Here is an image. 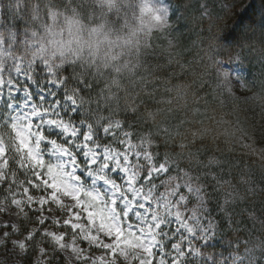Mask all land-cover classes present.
<instances>
[{"label":"snow or ice","instance_id":"snow-or-ice-1","mask_svg":"<svg viewBox=\"0 0 264 264\" xmlns=\"http://www.w3.org/2000/svg\"><path fill=\"white\" fill-rule=\"evenodd\" d=\"M158 3L170 12L167 0ZM201 12L212 19L207 4ZM218 47L210 42L204 54L213 83L230 94L234 82L216 59ZM236 57L245 59L243 51ZM39 70L44 75L37 79L36 71L17 66L14 76L0 79V96L6 92L0 133H8L7 140L0 135V213L9 217L0 223V245L28 253L39 238L35 264H61L67 252L71 264H126V257L133 264H221L224 255L207 250L217 246L212 241L228 209L218 202L213 209L207 197L223 179L215 173L224 164L190 151L203 136L192 110L185 108L182 119L162 117L150 99L123 110L104 107L93 101V86L67 67L62 74ZM235 84L246 86L239 78ZM84 97L91 115L82 111ZM123 241L138 247L129 250ZM233 243L223 264H253L240 253L245 246Z\"/></svg>","mask_w":264,"mask_h":264},{"label":"trees","instance_id":"trees-1","mask_svg":"<svg viewBox=\"0 0 264 264\" xmlns=\"http://www.w3.org/2000/svg\"><path fill=\"white\" fill-rule=\"evenodd\" d=\"M47 1L50 4L48 9L54 12L48 13L47 9L42 13L37 7L32 14L36 5L28 0H1L0 36L4 38L5 46L9 47L12 55L23 52L22 39L28 41L34 36L42 38L48 24L42 22V18L49 19L53 16L57 29L62 27L69 16H80L91 23L96 15L92 0ZM167 2L170 4V28L164 34L154 36L150 47L143 50L141 67L134 77L121 76L114 83L116 77L110 70H105L86 57L63 58L59 72L62 74V70L67 67L77 80H87L93 86V101L97 98L100 102L101 98L108 100L101 102L104 107L111 103L113 108L123 110L150 99L154 102L153 111L162 117L170 115L181 119L184 118L185 108L191 109L196 116L195 126L203 133L202 137L197 138L195 147L190 149L193 155L199 152L205 162L213 156L221 160L226 169L225 178L230 183L238 179L245 182L259 179L264 182V0ZM204 4H207L208 12L212 14L211 20L202 16ZM14 31L18 32L16 43L8 39L9 34ZM210 42L219 45L216 49L220 53L216 56L218 61L239 70L246 77L248 92L228 94L216 87L213 83L211 59L205 63V59L210 57L204 54V50ZM239 51L244 53L243 61L236 57ZM23 56L24 59L27 58L24 53ZM4 58H0L2 72L6 69L9 71L8 65L10 63L11 68L12 64V61ZM39 68H42L41 64L30 68L36 71L37 79L44 74ZM94 74L97 76L94 77ZM119 87H123V91H118ZM83 99L82 111L85 115H91L87 97ZM91 107L95 108L94 102ZM1 135L5 140L8 139L7 132H2ZM197 162L193 161L194 164ZM215 175L219 173L216 172ZM207 199L215 209L220 197L214 190ZM217 212L214 211L213 214ZM24 223L27 224V221ZM219 223L221 227L212 241L213 244H218L209 247L207 252L217 256L223 254L221 264L229 254V245L235 247L233 242L236 239L245 246L240 248L241 254L249 253L251 243L264 246V190L242 205L228 208ZM28 227L32 225L28 224ZM40 246L38 238L36 245L30 247L23 257L25 264H33V257ZM226 249L229 251H225ZM252 261L253 264H264V255L255 254ZM61 264H67L66 260Z\"/></svg>","mask_w":264,"mask_h":264},{"label":"clouds","instance_id":"clouds-1","mask_svg":"<svg viewBox=\"0 0 264 264\" xmlns=\"http://www.w3.org/2000/svg\"><path fill=\"white\" fill-rule=\"evenodd\" d=\"M96 15L91 23L69 16L61 28L49 32L37 45L36 55L51 58H87L110 70L118 82L134 77L141 54L154 36L170 28V12L158 0H92Z\"/></svg>","mask_w":264,"mask_h":264},{"label":"rangeland","instance_id":"rangeland-1","mask_svg":"<svg viewBox=\"0 0 264 264\" xmlns=\"http://www.w3.org/2000/svg\"><path fill=\"white\" fill-rule=\"evenodd\" d=\"M28 2L36 5L33 7L32 14H34L33 11L37 7H39L40 11L42 13H44V12H46L48 7L50 6L49 1H47V0H28ZM0 3H1V0H0ZM0 9H1V4H0ZM50 12H54V10L48 9V13H50ZM30 19H28V20L32 21V17H30ZM43 21H45L46 23L48 22V24H46V26H45L47 28H46L45 32H43L42 38L34 36V37H32V39L30 41L25 42L24 50H25V52L29 58V61L24 59L25 56H23V53L18 54V55H12L9 47L2 46V42L0 40V56L5 57L4 60L13 61L11 64L12 72L8 73V75H6V76H1V74H0V79L7 81L10 78V75L11 76L15 75L17 66L25 68V69H30L33 67V63H35L36 65L42 63V68H44L45 66H48L51 69H53L54 71H60L62 69L63 58L45 59V58H42V57H39L36 55L37 45L43 42V39L46 37V35L49 32H52V31L59 29V27L56 29L57 23L56 22L54 23L53 16H51L49 19L42 18V22ZM17 33L18 32H16V31L10 33L8 39L11 42L16 43L17 42V39H16ZM0 38L3 39L1 36H0ZM205 58H206V56L204 57V59ZM208 60H210V58L205 59V63L208 62ZM223 64H224L223 71L225 73H230L231 78L234 82V91L232 93L241 94V93L248 92L249 87L246 85V81H247L246 77H244L243 74L239 73L240 72L239 70L232 68L230 65H228L226 63H223ZM8 68L10 69V63L8 65ZM0 73H1V70H0ZM95 75L97 76V74H94V77H95ZM238 78L241 80L242 83H244L246 85L244 88H240L238 85L235 84V81ZM42 83H43V81H42ZM120 89L123 91L124 88L119 87L118 91H120ZM105 90H106V88H105ZM33 91L35 92L36 89H33ZM4 99H6V92L3 96H0V102H2ZM100 100L102 103H105L106 101H108V100H104L103 98H101ZM11 130L15 134L16 143L20 144L21 140H20L19 134L16 133L15 129H11ZM2 152H3V144L0 141V154H2ZM224 169L225 168H222V169L217 168V170H216V172L219 173V175H217V176L223 178L222 180H220L217 188L215 189L216 193L218 194V197H220V200L218 203L221 206L226 207L227 209L237 207V205H242L249 198L257 197V195H259L261 192H263L264 187L262 186V183H264V182L259 181V179H258V181H256V180L251 178L252 181H250V182H248V181L245 182L242 179H238L235 182L231 181V183H230L229 180L225 178L227 176L224 175V174H226L225 173L226 169H225V171H224ZM226 201H227V203H225ZM213 207L215 208L214 205H213ZM216 215H219V212H217L214 216H216ZM5 219H9V217L5 216L3 213H0V223H3V221ZM12 219L16 220V223L18 226L19 225V219L18 218H12ZM48 230L57 231V232L61 231V229H59V228L57 229L56 227H52V226H49ZM14 238L22 239L23 237H14ZM122 243L129 250H135L138 247L137 245H134L129 241H123ZM248 252H249L248 254L251 256V259H253V256L255 254H262V252H264V248L261 247L257 243H255V244L251 243V247L249 248ZM61 254L65 257L67 264H71V261L69 260V258L72 257L73 254L71 252L61 253ZM136 254L142 255L143 253L137 251ZM25 255H26V253L20 252L18 249L16 250V253H13L10 242L7 245H0V264H25V261L23 259V257ZM38 259H39V252L35 255V257H33V264H35V261H37ZM125 259H126V264H133L131 257H126Z\"/></svg>","mask_w":264,"mask_h":264}]
</instances>
